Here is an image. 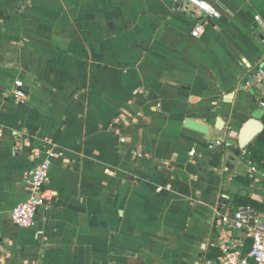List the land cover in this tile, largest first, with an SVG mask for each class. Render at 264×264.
<instances>
[{"label": "crops", "instance_id": "1", "mask_svg": "<svg viewBox=\"0 0 264 264\" xmlns=\"http://www.w3.org/2000/svg\"><path fill=\"white\" fill-rule=\"evenodd\" d=\"M205 1L217 17L191 0H0V264H199L220 253L217 212L264 210V128L240 145L264 126V0ZM46 142L56 199L18 228Z\"/></svg>", "mask_w": 264, "mask_h": 264}, {"label": "built area", "instance_id": "2", "mask_svg": "<svg viewBox=\"0 0 264 264\" xmlns=\"http://www.w3.org/2000/svg\"><path fill=\"white\" fill-rule=\"evenodd\" d=\"M211 17H217L219 11L205 0H191ZM260 26H264V19L255 15ZM204 29L201 22L192 28L193 36L198 37ZM254 84L264 85V62L257 68L251 78ZM14 95L21 101L27 98L22 80L14 82ZM258 105L264 111V92ZM125 141L124 138L121 139ZM194 150L191 154H194ZM55 156L52 144L46 142L32 151L31 157L35 164L27 171L26 180L29 184L28 195L25 200L17 204L11 213L13 224L22 229L32 228L37 223L38 213L47 210L56 199V193L48 186V174ZM256 172L255 168H253ZM260 201L264 204V194ZM214 228L220 234V253L216 257L201 258L199 264H264V210L251 203L237 205L230 212L219 211L214 217ZM247 238H252L250 249L245 252L244 244Z\"/></svg>", "mask_w": 264, "mask_h": 264}, {"label": "water", "instance_id": "3", "mask_svg": "<svg viewBox=\"0 0 264 264\" xmlns=\"http://www.w3.org/2000/svg\"><path fill=\"white\" fill-rule=\"evenodd\" d=\"M186 126L196 129L201 132H207V126L202 123L196 122L191 119L186 120ZM263 124L259 122L256 118H251L248 120L241 129L240 132V145L245 147L254 137L263 131ZM252 245V238H247L244 244V251L247 252ZM2 252L0 251V258Z\"/></svg>", "mask_w": 264, "mask_h": 264}]
</instances>
